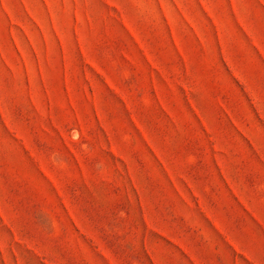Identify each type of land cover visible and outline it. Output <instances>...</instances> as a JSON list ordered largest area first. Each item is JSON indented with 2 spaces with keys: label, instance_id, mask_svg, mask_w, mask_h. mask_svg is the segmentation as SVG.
Returning a JSON list of instances; mask_svg holds the SVG:
<instances>
[{
  "label": "rangeland",
  "instance_id": "374dc122",
  "mask_svg": "<svg viewBox=\"0 0 264 264\" xmlns=\"http://www.w3.org/2000/svg\"><path fill=\"white\" fill-rule=\"evenodd\" d=\"M0 264H264V0H0Z\"/></svg>",
  "mask_w": 264,
  "mask_h": 264
}]
</instances>
